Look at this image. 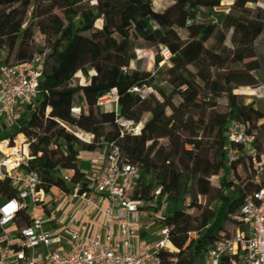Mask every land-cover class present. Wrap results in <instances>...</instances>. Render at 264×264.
<instances>
[{
	"label": "trees",
	"instance_id": "obj_1",
	"mask_svg": "<svg viewBox=\"0 0 264 264\" xmlns=\"http://www.w3.org/2000/svg\"><path fill=\"white\" fill-rule=\"evenodd\" d=\"M8 1L12 3L0 13V49L14 55L16 65L45 55L41 104L54 111L53 118L64 120L68 108L88 103L86 132L94 137L91 145L66 144L68 134L44 118L40 106L29 110L25 135L36 141L29 170L48 186H60L52 176L59 168L76 169L77 181L84 182L86 174L77 168L80 155L102 151L107 143L116 145L123 164L143 168L132 200L150 203L157 212L166 198H173L172 220L167 222L172 257L177 264H201L215 239H229L242 228L235 218L245 198L264 186V180L254 184L249 156L229 166L228 151L242 148L226 140L229 124L236 122L264 146V114L245 92L258 86L256 74L264 80V9L259 0H167L169 5L160 12L153 8L156 0H110L98 6L91 22L83 15L78 26V0L3 4ZM59 4L68 6L64 14L57 10ZM38 32L46 39L44 47L34 45ZM163 50L170 54L167 61L160 57ZM80 51L86 53L85 69L91 74L86 86L74 83ZM149 57L155 59L153 71L142 66ZM150 79L155 95L141 101L129 93ZM163 84L171 91L160 101L156 91ZM107 93L117 104L99 108L98 99ZM138 124L143 125L139 135H121L124 126ZM202 152L213 153L215 161L201 158ZM255 156L264 157L261 146H256ZM174 159L183 171L177 170ZM239 172L247 177L243 189L232 181V176L241 180ZM214 178L219 179L218 204L202 205L200 199L210 194ZM187 200L188 211H210V219L192 218L184 210ZM194 233L200 240L188 242Z\"/></svg>",
	"mask_w": 264,
	"mask_h": 264
},
{
	"label": "built area",
	"instance_id": "obj_2",
	"mask_svg": "<svg viewBox=\"0 0 264 264\" xmlns=\"http://www.w3.org/2000/svg\"><path fill=\"white\" fill-rule=\"evenodd\" d=\"M0 54L4 57L0 62V146L7 145L12 151L6 155L0 147V264H177L167 225L172 220L167 214L173 198H166L157 212L149 208L150 203L132 200L144 176L143 168L123 164L116 145L107 143L102 151L80 155L79 159L83 155L95 158L100 168L94 179L85 177L84 182L77 181L76 169L59 168L52 176L60 186H48L37 172L29 170L33 160L30 150L36 143L25 135L29 110L40 106L44 118L57 123L68 134L67 139L75 136L71 145L79 141L91 145L94 137L79 138L72 131L76 125L67 124L82 118V108H68L64 120H59L53 118L49 106L41 104L45 55L16 65L15 56L9 57L5 48ZM161 55L164 61L170 58L168 50ZM151 85L146 81L129 93L145 101L156 94ZM116 104L110 93L97 101L99 108ZM142 129V124L127 125L121 135L136 136ZM226 140L242 148L228 151L229 166L249 156L253 182L260 186L264 157L256 158L257 141L246 134V126L231 122ZM246 146L252 154H244ZM18 147L26 153L17 151ZM239 174L241 180L232 176V181L243 189L247 177ZM158 193L154 191V195ZM189 204L187 200L184 210L192 218L193 214L196 218L205 214L203 219H210V211H188ZM235 219L242 228L229 239H215L201 264H264V186L245 198ZM154 230L157 232L151 233ZM188 237V242L200 240L195 233Z\"/></svg>",
	"mask_w": 264,
	"mask_h": 264
},
{
	"label": "rangeland",
	"instance_id": "obj_3",
	"mask_svg": "<svg viewBox=\"0 0 264 264\" xmlns=\"http://www.w3.org/2000/svg\"><path fill=\"white\" fill-rule=\"evenodd\" d=\"M108 1H110V0H78V2L75 5V9L80 12V16L76 19L75 24L78 26L79 24H81L83 22V17H82L83 15H89L88 18L86 19V22H91L93 20L94 16H96V14H97L98 6L105 4ZM113 1L117 2V0H113ZM134 1H136L140 4H146L151 0H134ZM33 2H34V0H33ZM11 3H12V1H8L4 5L3 0H0V13L3 11V9L6 6H8ZM169 3L170 2H168L167 0H156L153 2V8L155 11L160 12L164 8H166L169 5ZM248 7L252 8V9L254 8L253 5H249ZM259 7L264 9V0H259ZM32 8H33V3L29 5L28 10L30 11V10H32ZM67 8H68V6L65 4H59L57 6V10L59 12H61L62 14H64L66 12ZM141 13H143V12H141ZM27 20H28V16H27ZM96 26L98 28H100L101 24L99 23ZM262 26H264V25H262ZM24 28H26V25L24 26ZM191 38L192 37H190V39ZM45 41H46L45 37L42 34H39V32H38L34 38V45L36 47H40V46L44 47ZM160 57L162 58L161 54H160ZM3 61H4V57H3V55L0 54V62H3ZM77 65H78L79 72L76 74V76L74 78V83L75 84L78 83L80 86H86L89 83V79L91 77V74L85 69V67H86V53L84 51H80L78 53ZM142 66L144 68H146L148 71L155 70V59L153 57L147 58V60L142 64ZM160 67H163V63L160 65ZM255 76L259 80L258 86L254 89H248L245 92L249 96H251V102H253V104H255V108L264 114V80L262 78H260V76L258 74H256ZM170 91H171L170 87L163 84L162 86H160L158 88V90L156 92H157V96L161 99L162 97L167 96L170 93ZM82 108H83L82 118H80V120H78V121H75L76 122V124H75L76 128H73L72 131L76 134H80L83 139H86L87 135H89L86 132V123H87V119L90 115V108H89L88 103H84ZM248 117L251 118L250 115H248ZM97 122L101 123L100 119H97ZM67 124L71 125L70 122H67ZM70 136H72V135H70ZM72 137L75 138L74 136H72ZM191 138H195V136L192 135ZM72 142L73 141L71 139H67L65 141L66 144H70ZM256 145L261 146L262 151H264L263 141H257ZM244 150H245L244 154L248 155L249 152H246V148ZM204 155H206V154H204ZM181 156H182V154H181ZM200 157H201V154H200ZM183 160L185 163L189 164L188 160H186L185 158H183ZM214 161H215V156H214V160L212 162H214ZM96 164H97V160L95 158H91L88 155L87 156L83 155L80 159H78L77 168L79 170H81L83 173H85L86 174L85 176L87 178L94 179L100 172L99 167ZM173 164L177 167L178 171H181V169L183 171V168L180 166L178 159H174ZM261 180L262 181L264 180V176L261 178ZM211 181H212V183H211L212 187H211L210 194L205 198H201L200 203L202 205H205L208 202H211L213 204H217L216 194H217V190H218L217 188L219 186V179L214 178ZM171 213H172V211L170 209L167 216L172 215ZM192 216L196 220V219H203L206 215L203 214V217H198V218H196V214H193ZM156 232H157L156 230L151 231V233H153V234ZM229 232H230V234H233L234 229H229Z\"/></svg>",
	"mask_w": 264,
	"mask_h": 264
},
{
	"label": "bare ground",
	"instance_id": "obj_4",
	"mask_svg": "<svg viewBox=\"0 0 264 264\" xmlns=\"http://www.w3.org/2000/svg\"><path fill=\"white\" fill-rule=\"evenodd\" d=\"M148 82L151 83L152 80L150 79V80H148ZM76 135L79 138H81V135L80 134H76ZM69 139H71L72 141L75 140V138H73L72 136H70ZM0 147H1V149H2V151H3L4 154H6V155L12 154V151L8 149L7 145H2L1 144ZM17 151H21L23 153H26L25 148H21V147H18L17 148ZM246 152H249V154H252V149L249 146H246ZM204 154H206L207 156L204 155ZM201 157L204 158V159H206V160H208V161H211V162L214 160V154L213 153H209V152H202L201 153ZM181 171H182V169H181Z\"/></svg>",
	"mask_w": 264,
	"mask_h": 264
},
{
	"label": "crops",
	"instance_id": "obj_5",
	"mask_svg": "<svg viewBox=\"0 0 264 264\" xmlns=\"http://www.w3.org/2000/svg\"><path fill=\"white\" fill-rule=\"evenodd\" d=\"M99 170H100V168H99Z\"/></svg>",
	"mask_w": 264,
	"mask_h": 264
}]
</instances>
